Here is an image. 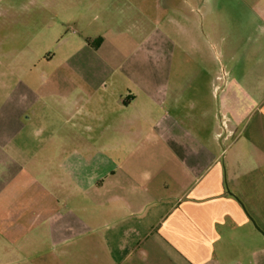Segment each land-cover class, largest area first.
Here are the masks:
<instances>
[{
    "label": "crops",
    "instance_id": "obj_1",
    "mask_svg": "<svg viewBox=\"0 0 264 264\" xmlns=\"http://www.w3.org/2000/svg\"><path fill=\"white\" fill-rule=\"evenodd\" d=\"M225 2L64 1L74 21L106 14L117 21L113 27L102 23L104 33L91 40L79 28L65 45L67 54L58 58L70 78L85 79L83 68H93L86 81L66 94L33 93L22 83L16 103L35 104L33 120L21 124L24 110L17 109L12 122L0 117V222L18 228L24 211L33 213L35 247L49 244L35 259L264 264V0H238L246 9L222 12V23L215 24L216 8ZM131 14L148 26L133 22ZM231 19L240 25L232 26ZM125 20L133 32L160 29L162 48V35H176L177 60L170 55L159 62L176 67L175 94L171 78L159 81L155 93L150 87L145 94H119L114 86L123 61L72 60L76 51L105 50L112 41L108 35L118 34ZM217 26L227 67L219 94L210 89L214 65L206 72L196 58L212 54L215 63L218 44L211 36ZM186 62L194 66L185 83L192 93L185 94ZM122 77L130 82V76ZM93 79L101 80L96 85ZM106 83L109 89L102 88ZM201 84L208 94L200 92ZM25 180L35 186V203L27 207ZM12 185L15 198L7 203L5 191ZM41 230L47 232L42 240Z\"/></svg>",
    "mask_w": 264,
    "mask_h": 264
},
{
    "label": "rangeland",
    "instance_id": "obj_2",
    "mask_svg": "<svg viewBox=\"0 0 264 264\" xmlns=\"http://www.w3.org/2000/svg\"><path fill=\"white\" fill-rule=\"evenodd\" d=\"M65 0H0V45L3 54L0 61V117L7 118L8 122H12L14 113L17 110H24L20 123L28 125L33 120L35 112V104H28L29 106H19L16 99L19 97L16 94H23L21 84L26 85L31 92L38 94H66L70 92L75 85L86 81L90 76L92 69L85 67V79L80 80L78 76L69 77L70 73L58 58L64 57L67 54L65 45L71 39L72 34H76L79 28L85 30L83 37L91 40L97 33H104L102 23L113 27L117 21L115 16L103 15L101 19L95 20V16H88L86 19H78L74 21L70 19V15L64 12ZM215 24L222 23V12H240L245 10L244 4L238 0H226L220 8H216ZM221 13V14H219ZM133 22L145 25V20L141 15L131 14ZM123 21V20H122ZM154 21V20H153ZM235 25L239 26V20H230ZM77 22V26L76 23ZM118 34L108 35L112 41L110 45L103 51L83 50L76 51L72 60H94L100 58H113L123 64L120 68L119 80L114 86L119 94H145L151 87L153 93L157 91L158 83L165 82L167 78L173 83L171 84V93L174 91V80L176 77V67H163L161 62L166 57L170 60V55L177 60L179 54L176 50V35L174 33L168 34L163 40H166L164 48L160 46L165 44L160 39V29L157 30H142L141 32H133L127 30V20L124 22ZM214 24V26H215ZM254 24L253 26H255ZM148 26V23H147ZM207 27V25H206ZM127 30L128 32H125ZM123 31L124 34L121 32ZM152 31V32H151ZM150 32V37H149ZM96 33V34H95ZM101 35V34H100ZM149 37V38H148ZM213 41L217 43V50L215 53V63L212 60V54L205 53L203 56L196 57L199 59V68L211 69L214 65L215 78L210 84L211 91L219 94L223 91L226 78L227 67L223 58V34L219 27H216V34L212 35ZM147 39L146 43L145 40ZM73 40V39H72ZM70 42H72L70 40ZM74 42V40H73ZM184 58L191 62L193 55L186 51ZM166 55H169L166 56ZM1 56V55H0ZM57 58L52 64H47L45 58ZM195 57V56H194ZM186 62V66L181 69V80L184 86V93L188 91V85L185 84L189 74L191 75V66L194 64ZM172 71V72H171ZM179 72V71H178ZM130 76L123 81V75ZM129 75V76H128ZM207 77V73L205 75ZM117 78H115L116 80ZM101 79H93V83L98 85ZM165 80V81H163ZM207 83V78L205 79ZM91 80H89V83ZM167 82V81H166ZM205 83V82H203ZM168 85V83H167ZM21 86V87H20ZM103 89H109V84H103ZM208 86L201 84L200 92L208 94ZM192 93V91H188ZM187 92V93H188ZM13 114V115H12ZM2 120V119H0ZM28 183V188H24V196L22 205L27 207L33 205L35 202V186L30 188L31 180H25ZM30 182V183H29ZM7 188L5 191L4 201L8 203L13 197V188ZM14 201V200H13ZM23 207V208H24ZM8 214H12L11 210ZM21 227L7 225V221L0 222V264H42L43 260L35 259V253L39 250L48 251L49 244L38 243V248L35 247V226L34 215L31 211H24L20 220ZM40 238L47 236L46 231H40ZM19 237L18 239H16ZM47 261V260H46Z\"/></svg>",
    "mask_w": 264,
    "mask_h": 264
}]
</instances>
